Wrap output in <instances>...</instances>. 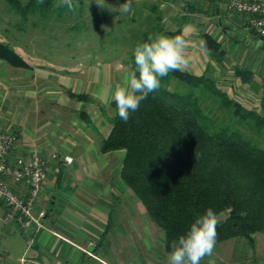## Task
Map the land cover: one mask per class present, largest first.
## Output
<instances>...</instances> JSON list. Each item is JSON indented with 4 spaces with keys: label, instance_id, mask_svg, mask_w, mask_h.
I'll use <instances>...</instances> for the list:
<instances>
[{
    "label": "trees",
    "instance_id": "obj_1",
    "mask_svg": "<svg viewBox=\"0 0 264 264\" xmlns=\"http://www.w3.org/2000/svg\"><path fill=\"white\" fill-rule=\"evenodd\" d=\"M93 1L77 0L75 10L69 11L56 7V0H43L42 4L37 0H0L19 18L16 29L30 19H37L31 22L33 28L36 23L55 19L61 24L73 21L68 32L86 36L92 31L91 24L94 29L105 25L94 16L91 24L88 22L90 14L86 15V10H93ZM163 4L156 1L135 6L130 18L117 20L118 28L104 33L106 37L99 34L93 39H100L106 46L118 32L117 53L130 45L123 63L135 70L133 50L138 43L150 35L182 34L189 22L186 15L166 16ZM185 12L203 13L187 1ZM99 16L109 19L112 14L100 7ZM128 23L138 27L127 29ZM174 23L177 28H170ZM203 46L214 61L222 63L224 53L219 42L205 34ZM0 60L16 69H31L10 43L1 40ZM111 61L104 58L103 63ZM213 73L212 66L202 75L170 72L127 123L119 118L115 102L111 103L114 117L106 116L111 132L101 141L100 151L126 152L121 179L162 232L167 254L172 251V242L185 235L209 207L218 217L217 244L234 238L251 241L253 234L264 232V149L252 146L243 134L248 129H264V117L231 98L219 87ZM69 95L79 101H93L86 94ZM81 116L91 125L86 112Z\"/></svg>",
    "mask_w": 264,
    "mask_h": 264
},
{
    "label": "crops",
    "instance_id": "obj_2",
    "mask_svg": "<svg viewBox=\"0 0 264 264\" xmlns=\"http://www.w3.org/2000/svg\"><path fill=\"white\" fill-rule=\"evenodd\" d=\"M197 14H181L189 19L182 35L188 40L187 55L191 57L183 71L202 75L212 66L223 91L246 109L264 117V39L250 29L246 16L229 12L225 1L216 6L215 15L205 17L202 25L192 22L191 16ZM205 34L221 44L222 63L214 61L204 48ZM79 66L78 63L60 70L44 65L42 70L46 71V76L54 77L56 85L54 88L46 86L47 92L55 89L56 94L45 97L57 101L58 108H63L72 101L66 91L88 95L93 101L75 100L74 111L87 112L94 124L86 126L79 120L84 127L76 137L61 126L77 132L74 120L59 118L55 130L63 134L53 140L28 141L19 136L21 151L37 149L43 156L56 153L57 158L48 161L46 179L35 199V211H46L44 228L25 233L12 224L2 223L5 236L17 233L22 238V245L16 249L13 239L8 241L7 249L2 250L7 254L5 259L11 261L9 264H15L12 263L15 259L18 264H168L170 254L165 252L163 236L148 238L142 250L138 247V251L135 250L133 234L137 227L129 204L132 206L136 199L121 179L126 152L100 151L101 141L111 132L101 110L103 106H111L115 86L121 84L124 75L131 70L117 60L94 62L82 69ZM72 124L76 128H71ZM65 156L72 157L73 163L66 164ZM0 214L4 216L3 206H0ZM145 217L148 218L147 214ZM136 219L142 220L139 226L143 227L144 218L136 216ZM30 239L32 244L28 246ZM139 251L146 257L139 256L142 259L135 260V252ZM201 264H264V232L253 234L251 241L234 238L216 244L213 253Z\"/></svg>",
    "mask_w": 264,
    "mask_h": 264
},
{
    "label": "rangeland",
    "instance_id": "obj_3",
    "mask_svg": "<svg viewBox=\"0 0 264 264\" xmlns=\"http://www.w3.org/2000/svg\"><path fill=\"white\" fill-rule=\"evenodd\" d=\"M156 1L164 3L163 8L165 9L166 16L171 17L175 14L181 15L182 13H186V1L193 3L198 6L199 10L203 11V13H198L197 16L192 15V22L196 25H202L203 20L205 21V17L207 15H215L216 6H219L222 2H226L227 0H133L132 10L127 14H119L117 11H110L108 7H104V13L112 14L109 19L99 16L100 6L97 4V0H95L93 1V4H95L93 10H89L88 13L86 10V15L90 14L88 22L91 24L94 17H99L105 25L102 27L97 26V29H94V26L91 24L92 31L88 32V36H86L87 33H82L80 35L69 33L68 29L71 24H73V21L61 24L56 22L55 19H53L52 22L45 21V24L43 22L36 23L35 28H33L31 22H36L37 19H30L29 22L23 23L19 29H16L14 24L20 22L19 18L10 13L5 7V4L0 2V40L10 43L15 52L32 67L31 70L16 69L0 60V124L2 128L16 131L20 137L23 136L28 141L34 139H39L40 141L46 139L53 140L57 138L58 135L63 134L62 131L55 130L57 126L56 119L63 118L64 120H74V123L77 124L75 126L79 130L74 132L64 125H61L62 128L66 132L70 130L71 136H79L80 133L78 132L84 127L79 120L85 123L86 126H88L89 123L81 116V112L74 111V103L77 99L72 98L69 92L66 91V96L72 100L70 103L71 105L69 104L70 106L58 108L57 101L52 100V102L48 99L49 97H45L56 94L55 89H52L56 85H54V77H49L50 74L46 76V71L42 70L43 66L48 64L52 67L55 66L56 69L65 70L79 63L80 66L78 68L82 69L91 64L93 60L103 63L104 58H111V62H114L117 56L118 58L115 60H117V62L119 61V63H123L128 59L125 54L127 50L131 49V46H125L123 53H117L116 37L119 35L118 32L113 34V37L111 40L109 39V42L106 43L108 45L106 46L100 39L94 40L93 37L96 38L99 34L104 35V33L111 31L113 28H118L119 25L117 20L124 17L125 19L130 18L135 6L138 7L144 3L151 4ZM126 2L127 0H106V4L114 8ZM89 4L91 3H88V5ZM86 18L88 17L86 16ZM44 25L45 29H41ZM136 27H138V24L128 23L126 28L133 30ZM170 28L176 29L177 25L175 23L170 24ZM94 56L98 58L94 59ZM123 65L126 66L124 63ZM126 67L127 70L130 69L128 66ZM66 83H68V81H66ZM46 86L52 87L51 89L53 91L47 92ZM103 107L101 111L104 117H114L115 110L111 106L108 108L105 106ZM91 113L93 112L91 111ZM262 114L264 115V112H262ZM74 116H77L78 120H75ZM99 117H101V115H99ZM89 119L91 121V125L89 126H92L94 123L90 116ZM75 126L72 124L71 128H76ZM109 128H111L110 125ZM243 134L245 137L244 139L249 140L252 146L264 149V129H248L243 131ZM31 147L34 148L33 146ZM128 196H130V193H128ZM129 207H131V211L135 214L134 223L137 227L133 234L135 250L138 251L137 247L139 250H142L141 248H144L148 238L149 240L153 238L156 239L157 237L161 239L163 236L162 232L156 229L154 223L148 221V218L145 217L146 211L143 205L135 200V203H133L132 206L129 204ZM139 214L144 215V217H141ZM136 216L142 219L144 218L143 227L140 228L139 224H141L142 220L136 219ZM1 217L2 215L0 214V264H9L11 261L5 259L7 254L5 255L2 250L7 249V244L10 239H13L14 243H16L14 245L16 249L19 245H22V238L17 233L11 236H5ZM223 217H225L224 214L221 218ZM95 245L96 244L93 243L92 246L95 247ZM139 256L146 257V255L141 254L140 251L138 253L135 252V260H141L142 258H138ZM155 261H157L156 257ZM12 263L18 264V260L15 259Z\"/></svg>",
    "mask_w": 264,
    "mask_h": 264
},
{
    "label": "clouds",
    "instance_id": "obj_4",
    "mask_svg": "<svg viewBox=\"0 0 264 264\" xmlns=\"http://www.w3.org/2000/svg\"><path fill=\"white\" fill-rule=\"evenodd\" d=\"M42 4L43 0H37ZM101 7L110 11L127 14L132 10L133 0H127L119 7H109L106 0H97ZM56 7H66L74 11L77 0H56ZM188 40L182 34L169 36L166 34L150 35L146 41L138 43L134 50L135 70L127 72L121 84L115 86L111 99L115 102L119 118L127 123L133 112L150 93L161 87V80L170 72L183 71L188 67L191 57L187 55ZM218 217L216 212L207 208L191 224L189 231L172 242V251L168 264H201L210 256L217 244Z\"/></svg>",
    "mask_w": 264,
    "mask_h": 264
},
{
    "label": "built area",
    "instance_id": "obj_5",
    "mask_svg": "<svg viewBox=\"0 0 264 264\" xmlns=\"http://www.w3.org/2000/svg\"><path fill=\"white\" fill-rule=\"evenodd\" d=\"M226 9L246 16L250 29L264 39V0H227ZM19 134L0 127V206L4 208L2 223L12 224L23 232L44 228L45 210L35 211V199L46 179L47 164L56 153L43 156L40 151L19 149ZM66 164L73 158L65 156ZM32 240L28 241V246Z\"/></svg>",
    "mask_w": 264,
    "mask_h": 264
}]
</instances>
